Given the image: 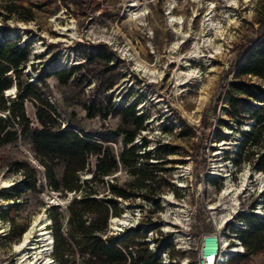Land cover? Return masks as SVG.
I'll use <instances>...</instances> for the list:
<instances>
[{
    "label": "rangeland",
    "instance_id": "374dc122",
    "mask_svg": "<svg viewBox=\"0 0 264 264\" xmlns=\"http://www.w3.org/2000/svg\"><path fill=\"white\" fill-rule=\"evenodd\" d=\"M141 10L144 15L137 17L135 11ZM168 11L181 17V33L175 32ZM13 29L40 39L44 49L28 54L27 62L16 68L10 66L4 72L10 81L9 89L2 90L6 108L0 109V115L7 114L10 102L20 100L18 92L25 83L33 82L38 87L37 94H44L52 105L51 110L46 108L56 118L51 129L60 126L109 143L116 156V167L92 185L96 198L104 202L110 197L114 201V206L108 207L109 225L103 237L115 236L113 244H118L126 254L128 250L130 255L135 254L133 244L124 247L127 239L132 243L143 240L149 249L152 242L144 240L146 237L154 245L165 237L168 245L163 250L170 256L168 264H200L199 238L203 232L214 231L212 216L234 210L242 212V218L258 203L264 209V194L258 192L264 183L256 179L258 169L251 161L241 160L237 164L233 161L240 135L254 122L251 109L258 102L243 103L228 84L240 79L264 87V77L235 76L240 43L264 31V0H0L2 38ZM12 39L22 41L20 36ZM177 41L178 45L172 48L171 44ZM195 43L198 56L188 61L195 74L179 83L177 76H184L187 70L182 57ZM64 49L72 51L76 60L61 70L54 63ZM101 50L103 56L97 54ZM89 54L97 56L87 59ZM2 62L3 68L7 62ZM137 62L158 71L157 76L148 77L139 71ZM72 66L79 68L67 70ZM117 97L123 101L119 102ZM127 101L136 104L137 112L148 110L142 129L126 147L136 145L139 153L151 152L148 161L155 162L158 169L155 185L160 187L156 203L138 194L123 198L110 191V183L132 190L133 176L118 159L124 144L121 129L134 125L121 109ZM40 106L39 98L24 97L22 107L28 125L25 118L16 117L13 122L16 136L0 143V264H22L14 245L23 232L10 237L12 227L14 231L22 226L24 230L33 227L34 234V219L44 212L46 227L50 229V205L59 203L57 210L64 215L72 198L81 193L80 189L68 191L61 186L55 189L46 177L43 162L32 146V132L41 127L36 117ZM158 141L165 145V151L153 155ZM54 161V177L59 180L64 161L58 158ZM90 162L93 167L95 156L90 157ZM143 162L144 158H139L136 165ZM25 172L35 175L37 181L16 194L11 186L21 183ZM150 172L149 168L145 171ZM244 172L246 181L242 177ZM80 176H89L86 167ZM242 181L250 185L240 189L237 202L231 205L222 193L223 187L225 183L240 187ZM167 196L174 202L164 205ZM54 197L60 202L53 201ZM122 203L135 216L136 221L131 222L136 225L135 230L127 228L130 224L117 230L110 222L109 215L114 209L119 214ZM223 230L230 242L231 223ZM132 231L137 232V237H133ZM118 237H125L124 242L117 243ZM211 244L214 245L212 239ZM42 255L52 259L50 264L55 263L50 250ZM41 258L35 264H43ZM30 259L33 260L31 256L27 260ZM224 264H264V250L248 258L228 259Z\"/></svg>",
    "mask_w": 264,
    "mask_h": 264
},
{
    "label": "trees",
    "instance_id": "16d2710c",
    "mask_svg": "<svg viewBox=\"0 0 264 264\" xmlns=\"http://www.w3.org/2000/svg\"><path fill=\"white\" fill-rule=\"evenodd\" d=\"M5 35L2 38L0 33V109L6 108L2 90L8 88L10 81V77L4 72L10 66L16 68L27 62V55L31 48L29 40L26 39L23 43L15 40L18 42L17 44L13 39ZM239 47L241 50L238 62L235 65V76L250 74L264 77V31L255 37L248 36L240 43ZM103 52L101 50L97 54L103 56ZM97 54H89L87 59H92ZM2 60L7 62L3 68L1 67ZM78 66H72L67 70L76 69ZM228 84L230 89L240 96L239 100L243 103L258 102L254 103L251 109L254 122L250 123L248 128L240 135L234 150L237 155L236 158L233 157V161L235 164L241 160L251 161L258 171L262 170L263 172L264 87L258 83L240 79L231 80ZM37 90L38 87L33 82H26L18 92L20 100L10 102L7 114L4 116L0 115V143L10 141L16 136V129H13L14 119L18 117V120H24L25 118L22 107L23 98L30 96L39 98L42 106L38 107L36 117L41 127L35 128L32 132L33 149L43 162L46 177L51 186L55 189L61 186L68 191L80 189L81 192L78 197H73L66 206L64 215L57 210L60 204L50 205L49 220L53 236L51 255L55 259L54 264H161L157 259L156 253L143 245V240L132 243L129 239L124 242L126 236L118 237L117 243L124 242L125 248L131 244L134 245L135 254L132 256L129 250L126 254V252L121 250L122 248L117 247L118 244H113L115 236L106 235L103 237L107 227L108 207L114 206V201L110 197H106L104 202L96 198L94 196L96 189L93 187L92 182L97 179L102 180L103 176L110 174L115 169V153L111 150L109 143H103L99 137L76 133L72 129L61 128L60 126L51 129L53 123L56 122V118L52 113L46 111V108L48 107L51 110L52 105L44 94L40 93V97L37 94ZM141 98H143L142 94ZM135 107V103L129 104V102L127 105L121 106L122 111L133 120L134 125L131 129L125 127L121 129L124 132V144L118 153V159L128 168L129 174L133 176L130 185L132 190L129 191L124 186L117 187L112 183L109 184V187L110 191L123 198L138 194L142 198L150 199L156 203L160 187L155 185L157 181L156 170H158L154 164L155 162L148 161V156L151 152L139 153L136 145L126 147L127 143L133 141L138 130L142 129L143 120L148 117L147 109L144 112H137ZM26 121L28 125V120ZM140 145L144 146V143ZM164 151L165 145L161 146L158 141L152 154L161 155ZM92 156H95L93 167L89 166L91 164L90 157ZM55 158L64 161V168L59 180L54 177L53 165ZM139 158H144V162L136 165V161ZM85 167L89 171V176L81 178L80 175ZM148 168L151 172L147 174L145 171ZM36 181L37 177L35 175H28L25 172L21 183H15L11 188L16 190V194H19L24 189L34 185ZM164 183L168 182L164 179ZM81 184H83V187ZM86 184L87 187L84 189ZM1 212H4V210ZM121 212L122 208L119 209V213ZM111 213L109 218L119 215L115 209ZM240 215L242 213H239L238 216L240 217ZM64 218L65 221L63 222ZM242 218L248 224V229L242 231L239 235L244 251L232 255L230 259L248 258L264 250V220H260L252 211L244 214ZM134 228L130 227V230H135ZM24 229V226H22L17 231H14L12 227L9 236L17 237ZM131 234L135 235L133 237H137V232L132 231ZM166 245L168 243L165 241V237L162 238V242L159 241L157 243V246L162 248ZM127 258L129 259L127 260Z\"/></svg>",
    "mask_w": 264,
    "mask_h": 264
},
{
    "label": "bare ground",
    "instance_id": "6f19581e",
    "mask_svg": "<svg viewBox=\"0 0 264 264\" xmlns=\"http://www.w3.org/2000/svg\"><path fill=\"white\" fill-rule=\"evenodd\" d=\"M133 5H135V4H133ZM144 13H145L144 10L135 11V14L137 17L143 16ZM130 17H131V15H130ZM168 18L170 20L171 25L172 26L174 25L173 28H175V32L181 33V28H182L181 17L180 16H173L168 11ZM212 23H213L212 21L211 22L209 21V24L212 25ZM63 29H65V26ZM217 30L219 31L220 29L216 28V31ZM9 34H10L9 37L11 39L15 38L16 36H20V40H22L21 43L26 41V39L27 40L30 39L32 41V44H33L31 46L30 51H29L30 55H33L34 53L41 52L44 49V47L41 45L40 39L28 35L26 32L22 31L21 29H13L10 31ZM184 36L185 35L182 34V37H184ZM171 45H172V48H174L175 46L178 45V41L173 42V44H171ZM217 48H218V46H217ZM197 52H198V47H197V44L195 43L193 45L192 49L189 50L187 55H184L182 57L183 62L187 66L186 67L187 70H186V72H184V74H185L184 76H177V78L180 80L179 83L185 82L184 79H187L191 75L195 74V69L190 68L188 61L190 58L198 56ZM75 60H76V58L74 56V53L70 50L64 49L62 51L61 58L58 59L54 63V65L56 66V68L61 69V68H65V67L70 66L71 64H73L75 62ZM137 67H138L139 71H142L144 74L148 75V77H155V76H157L156 74H158V71H156L155 69H152L150 66H147L146 64H142V63L137 62ZM28 69H29V67H28ZM121 90H122V88L119 89V91H121ZM117 98H116V100H118L119 102L123 101L120 97H117ZM141 107H142V104L138 107V110H140ZM245 176H246V173L245 172L242 173L243 179H245ZM256 179H258L260 183H264V172H262V171L257 172L256 171ZM244 181H246V179ZM4 183H7V181H4ZM246 185H250V183H243V181H242L240 187L235 186L233 183H225V186L223 187L222 193L227 195L228 201H229L228 203H230L231 205L236 203L240 189L241 188H247ZM171 196H167V198L163 199L164 205H168L169 203L174 202L172 200ZM52 200L56 201V202H60V199L57 197H54ZM123 207H124V209H123ZM261 207H262L261 203H258L256 213L264 215V209H262ZM120 208L123 209L122 212L119 213V215L112 217V219L110 221L112 223L113 228L117 229V230H122V227H125V225H129V224L131 225V222L135 220V216H131V214L128 212L127 206L124 203H122ZM178 210H180L179 206L177 207V213H178ZM175 215H176V218H178V214H175ZM45 216H46V214L44 212L39 213L37 215V217L34 219V221L36 222V226L34 227L35 233L32 234L33 227H30L29 229L24 230L23 234L21 235L20 241L15 243V245H14V250L19 251V253H20V259L22 260L20 262L22 264H35V261L37 262L43 256L42 255L43 252L44 251L47 252L51 248V241L53 240V236L51 235L50 229L48 227H46L47 221L45 219ZM211 239L213 241L212 237L205 240V245L212 247V249L210 252H203L204 255L211 253V252L213 253V248L215 246V243H214V245H212ZM220 239H221V251L218 253L217 264H221V263L227 261L228 259H230V257L234 253L238 252V250H237L238 247H236V245L228 244V242L226 241L225 235L222 234ZM40 241H44V243L42 245H38L37 243ZM30 256L33 258L32 261H31V259L27 260ZM41 259H42V263L44 262L43 264H48L49 261L51 260V258L46 257V255L43 256ZM177 264H179V263H177Z\"/></svg>",
    "mask_w": 264,
    "mask_h": 264
},
{
    "label": "built area",
    "instance_id": "2783aa9c",
    "mask_svg": "<svg viewBox=\"0 0 264 264\" xmlns=\"http://www.w3.org/2000/svg\"><path fill=\"white\" fill-rule=\"evenodd\" d=\"M218 174H221V173H218ZM242 190L244 189L242 188ZM258 192L259 194H264V187L258 189ZM256 205L257 204H255L254 208L251 211L254 214H256V216H258L260 220H264V215L256 213ZM237 208L240 209L239 206ZM239 213H242V212L231 210L229 212L227 211V212L219 213L217 216L214 215V217L212 216V223L214 225V231L203 232L199 238L198 255H199L200 264H217L218 253L221 251L220 237L222 233H224L223 229L226 227V225H229L230 223L233 228V235L230 238V242H228V244H234L239 247V251L236 253H242L244 251V247L241 243L239 235L242 231H245L248 229V224L245 221V219L240 218L238 216ZM139 222H137L136 224H138ZM129 226L135 227L136 225L132 224ZM129 226L127 227L128 229L130 228ZM117 233H119V231ZM210 237L213 238V242L215 243V246L213 248V253L211 252V253L204 255L203 252H210L212 249V247L205 245V240ZM147 238L148 237H146V239L144 240L148 242H152V246H150L151 244H149V249L156 253V256H158L157 259H160V262L162 264H168L170 261V256L168 254L166 256V253L163 250L164 248L154 245V241H150ZM217 238H219V241L217 240ZM224 263L225 262L221 264H224Z\"/></svg>",
    "mask_w": 264,
    "mask_h": 264
},
{
    "label": "water",
    "instance_id": "95a60500",
    "mask_svg": "<svg viewBox=\"0 0 264 264\" xmlns=\"http://www.w3.org/2000/svg\"><path fill=\"white\" fill-rule=\"evenodd\" d=\"M57 204H59V203H57ZM107 224L109 225L108 219H107ZM50 230H51V229H50Z\"/></svg>",
    "mask_w": 264,
    "mask_h": 264
}]
</instances>
